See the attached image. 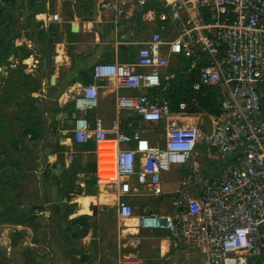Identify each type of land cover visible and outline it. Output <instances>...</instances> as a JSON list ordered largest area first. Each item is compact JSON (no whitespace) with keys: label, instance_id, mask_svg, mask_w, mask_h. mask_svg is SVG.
Wrapping results in <instances>:
<instances>
[{"label":"built area","instance_id":"1","mask_svg":"<svg viewBox=\"0 0 264 264\" xmlns=\"http://www.w3.org/2000/svg\"><path fill=\"white\" fill-rule=\"evenodd\" d=\"M99 10L115 21L131 12L157 23L135 62L99 63L93 79L134 92L117 98L118 113L165 124L161 141L130 136L120 120L112 128L92 122L96 85L81 86L72 98L73 138L95 144V178L116 192L119 220L135 218V197L167 198L172 212L144 211L136 218L140 233H165L177 245L184 230L205 245L208 264H256L264 258V0H102ZM174 56L202 62L193 89L219 91V116L190 113L197 99L173 110L162 92ZM201 147L226 163L221 173L205 175ZM176 173L182 177L170 189L166 176Z\"/></svg>","mask_w":264,"mask_h":264},{"label":"rangeland","instance_id":"2","mask_svg":"<svg viewBox=\"0 0 264 264\" xmlns=\"http://www.w3.org/2000/svg\"><path fill=\"white\" fill-rule=\"evenodd\" d=\"M16 1L14 10L6 11L0 15V125L3 128L0 129V264H26L28 260V252L25 251V248L28 247L25 242L28 241L29 232L21 230L13 233L14 230L6 231L4 226L30 224L34 231L39 228L43 229L41 228L43 220L38 223L39 225L36 221L45 219V216L37 217L35 212L36 210L40 213L41 210L47 211L45 203L49 202L57 212L59 211L57 226L63 232L67 228V224H71L68 215L78 209L76 199H78L77 195L81 193V197L87 195L98 197L102 193L109 194L110 202L106 205H94L92 201L93 205L90 207L84 199V205L88 210L82 214L90 215L91 224L97 228V235L100 234L99 231L107 230L108 233L103 234L105 239L110 242L114 241L115 247L121 248L123 255L136 257V262L128 264H208L205 245L199 241L198 237L193 234L188 235L184 230H182L184 236L180 237L177 247L173 240L171 243L163 241L169 239L165 233H140L137 229L138 225L132 227V232H130V228L126 225L128 221L121 222L118 218L117 195L110 187L87 188L84 186L81 188L77 179L59 181L53 172L50 175H42L40 182L37 178L26 177L23 173V160L36 153L44 154L49 144L48 139L32 142L29 137H25V133L33 124L44 136H50L51 131L57 129L52 115L56 111L54 108L57 103H50L46 98L58 99L60 97V93L54 91L55 89L51 88L50 83V77L55 74L57 68L55 59L56 61L60 60L61 50L57 52L58 43H67V53L72 59L80 55L82 52L80 46L82 45L88 47H84L85 54L80 56L91 57L98 52V49L93 45L95 42L93 34H85L81 35L79 39H72L71 26L66 22L73 19L76 14H83L86 19L94 18L100 22L98 27L96 26V32L100 35L101 42L105 44L101 46L106 48L112 42L118 43L119 46L137 42L135 47L130 46L133 50V58L137 50L150 39L156 27L150 23L140 22L135 26L134 35L128 34L126 37L117 35L113 19L104 18L99 10L102 0ZM55 14L60 15L61 22L46 26L45 20H49L48 16ZM102 22L109 23L104 25ZM104 27L107 29L101 31V28ZM43 36H45V40L42 39ZM172 38H174L173 35ZM79 43L82 45H78ZM6 52L11 53V57L8 59L5 56ZM198 61V58H193L190 61L185 57L171 60L166 74L169 79L164 80V84L168 85L170 80L190 74ZM87 64L86 72L94 70L97 65L91 62ZM46 86L52 90L49 95L45 93ZM124 94L127 95L129 92H124ZM116 117V113L109 117L112 120L108 125L110 128L113 127ZM94 118L96 117L93 115L92 119ZM127 123V120L121 122L122 130L131 134L138 132L152 143L161 141L164 134L165 124H160L159 127L143 126L141 128L137 123H134L132 127ZM63 138L64 142L61 143L62 146L59 150L55 141L51 143L53 148L58 150L55 152L60 153V160L63 161L66 158V152L72 153L76 160L75 169L82 168L80 169L82 172L94 173L92 167L96 165V156L83 152V147L75 142L71 132ZM198 160L206 176L221 173L226 165L215 151L208 152L204 147L199 148ZM86 162L88 164H85ZM77 175L74 173L75 177ZM181 177L180 174L177 177L172 174L167 175V186L170 189L175 188ZM78 202L81 207H84L81 199H78ZM133 209L135 219L144 211L151 214L162 212L170 214L172 212L171 201L167 198L135 197L133 198ZM6 210H9V216L4 219L3 215L7 212ZM63 215L65 219L61 220L60 217ZM69 239V241H73V238ZM139 239H143V241L138 243ZM33 241L39 243L40 239L34 237ZM12 244L13 250L9 247ZM259 261L263 262L264 258L255 259L256 263ZM28 264L31 262L29 261Z\"/></svg>","mask_w":264,"mask_h":264},{"label":"crops","instance_id":"3","mask_svg":"<svg viewBox=\"0 0 264 264\" xmlns=\"http://www.w3.org/2000/svg\"><path fill=\"white\" fill-rule=\"evenodd\" d=\"M91 12V11H90ZM104 18H112L114 27H115V33L117 35H121L122 37H126L129 35H134L135 26L137 23H150L154 27H156L157 30V23L152 21L148 16L146 15L143 17L139 14L129 13V15L125 18L119 19L118 21H115L114 17L111 16L108 13H102ZM49 20H45L46 26L50 24H58L56 22H52V16ZM68 25L71 26V33L72 35H75V38H80L81 35L85 34H93L95 38L94 46L98 49V52H96L93 56H80L82 54H85V48L88 47L85 45H82L79 43L80 46V55L75 56L74 59H72L68 53H67V43H58L57 45V52L61 50L59 61H56L55 64L57 65V68L55 70V74L50 77V83L51 88L55 89L54 91L60 93V97L58 99H49L50 103H57L55 104V112L52 113L53 120L55 121L57 125L56 130H52L49 135H45L42 141L48 139V145L47 148L44 151V154L36 153L34 156H31L28 159L23 160V168H24V174L26 177H33L37 178L38 181H42V175H50L51 172L54 173V176L57 180L62 181L64 179H68V176L64 177V174L67 170H71V168L76 164L75 156L72 153L66 152L65 156L66 158L63 159V161L60 160L58 152L60 147L62 146L61 143L64 142L65 135L72 133L73 127H74V118L77 115L76 112L73 113L72 117H70L71 111H68L67 106L70 104H73L72 98L74 95L77 94L79 89L82 87H86L88 85L84 84V80L87 79V75L85 74L87 70V63L91 62L94 64L99 63H120V64H130L132 63L131 59L137 60V54L139 49L136 52V55L133 58V50L130 46H136L137 42L128 43L124 46H119L118 43H109L108 47L103 48L101 45H105L101 42L100 35L98 32H96L97 25L100 24V22L93 19H86L85 16L76 14L73 19H70L66 22ZM109 22H102V24L107 25ZM45 26V27H46ZM97 26V27H96ZM122 26V27H121ZM124 26V27H123ZM49 28V27H48ZM107 29V27L101 28L102 30ZM155 30V31H156ZM49 33V32H48ZM71 35V38L73 36ZM152 35V34H151ZM151 37V36H150ZM64 53V54H63ZM57 58V57H56ZM180 58L173 57L171 60H178ZM134 61V62H135ZM199 63V62H198ZM92 73V72H91ZM93 75V73L91 74ZM55 77L56 81L55 84H52V78ZM94 80V79H93ZM98 86L99 90V104L98 108L91 112L90 119L91 121H95L97 118H100L104 121L105 127L110 128L108 125L111 124V121L109 117H111L112 114L117 115L115 121L120 120L121 122L123 120H127L129 123V126L132 127L134 123H137L141 128L143 126H150L145 124L139 117L124 113L119 114L117 110V98L121 95H126L124 92H129L127 95H133L134 92L127 91V90H121L117 89L113 86H111L107 82H99L94 84ZM52 90H50L46 86L45 93L47 95L50 94ZM74 106V104H73ZM95 116L96 118L92 119V116ZM127 123V124H128ZM67 125V128H66ZM71 127V128H70ZM125 131V130H124ZM127 132V131H125ZM138 133V132H135ZM50 138V139H49ZM52 141L56 142L57 149L54 147ZM90 154V153H88ZM93 154V153H92ZM91 155V154H90ZM95 155V154H94ZM62 166V172L61 175L57 176L58 171V165ZM85 164H88L87 162ZM95 167V166H93ZM80 169H75L72 171V175L78 174L77 177H72L73 179L69 180H75L77 179L79 182V185L81 188L84 186H87V181H90L91 178H95V174L91 173L90 171L85 173L84 171H80ZM85 169V166H84ZM77 170H79L77 173ZM76 171V172H75ZM179 174V173H178ZM178 174H172L174 177H177ZM181 175V174H180ZM96 179V178H95ZM103 186H99L96 181V185L92 188H99ZM88 188V186H87ZM84 194V193H83ZM78 199H81L82 202L84 199H91L93 201L94 205H106L109 201V194L102 193L98 197L87 195L85 197H81L82 195H77ZM113 200L114 196L112 195ZM78 199H76V203L78 205L77 211L74 213H71L68 215V220L71 222V224H67V228L62 231L59 230L57 226V219H59L58 213L53 207L52 203H45V206L47 207V211L39 212L38 216H45V219H40L36 221L37 225L38 223L43 220V223H41L43 229H36L35 231L31 228V225L24 224V225H10V226H4L6 231H12L13 233L16 231L20 232L21 230H25V232H29L28 241L25 242L26 247L25 248L28 252L27 254V261L26 264L30 261L31 264H128L129 262H136V257L131 256H125L121 252V248H116L114 245V241L110 242V240L105 239V235L108 233V231H99L100 234L97 235V228L96 226L92 225V221L90 215L82 214L83 212H87L88 208L84 205V207H81ZM39 200V199H37ZM36 200V201H37ZM112 200V201H113ZM111 201V202H112ZM27 205V204H26ZM34 205V204H33ZM32 205V206H33ZM35 207V206H33ZM8 211V210H6ZM84 215V216H80ZM9 216L6 213L3 215L4 219ZM88 217V226H89V232L85 237H80L83 229H84V222L79 221V219ZM61 220L65 219V216L60 217ZM126 224L128 228H130V232H132V227H136L138 225V222L136 219H132L127 222ZM47 230H45V228ZM65 227V226H64ZM17 232V233H18ZM124 232V231H123ZM126 232V231H125ZM37 237L40 239L39 243H34L33 238ZM73 238V241H69V238ZM124 238V236H123ZM163 241H169L171 243V239L163 240ZM162 241V242H163ZM161 242V243H162ZM176 245V243H175ZM121 246V245H120ZM10 248L13 250V244L9 245ZM122 247V246H121ZM171 247V244H170ZM169 247V249H170ZM177 247V245H176ZM162 250V249H161Z\"/></svg>","mask_w":264,"mask_h":264},{"label":"trees","instance_id":"4","mask_svg":"<svg viewBox=\"0 0 264 264\" xmlns=\"http://www.w3.org/2000/svg\"><path fill=\"white\" fill-rule=\"evenodd\" d=\"M16 4L17 1L16 0H0V15L4 14V12L6 11H11L14 10L16 8ZM73 38H75V35H72ZM43 40H45V36L42 37ZM5 56L8 58L11 57V53L10 52H6ZM192 59H190L191 61ZM132 63L135 61L133 59H131ZM1 63V62H0ZM202 62H199L197 64V66L191 70V73L188 75H182L179 76L177 78H175L174 80H170L168 85H163V87L166 89L165 91H163L162 93H166L169 95L170 100L172 102V108L174 111L178 112L180 110V105L182 104H188L191 102L192 99H197V106L196 105H190L189 111L190 113H206L212 117H217L221 114V108H220V102H219V97H220V93L219 91L215 90V89H209V88H202L200 91L196 92L194 91V86L198 83V72L199 69L202 66ZM93 69L90 71L85 72V74L87 75V79L84 80V84L85 85H93L94 84V80H93V75L90 76V74L93 73ZM92 72V73H91ZM68 111H71L70 113V117H72L73 113H75V109L73 104H69L67 106ZM0 129H3L0 125ZM127 134H129L130 136H133V134L126 132ZM25 137H29L30 141L32 142H36L39 140H42L44 138V135L42 134V132L36 128V125L33 124L30 129L28 130V132L25 133ZM83 148V152L85 153H90V154H94L95 151V144L90 143L87 145H80ZM18 149V148H16ZM75 165L71 168V170H67L64 174L65 176H68V179H73L72 177H74L72 175V171L75 170ZM17 167V166H16ZM97 170V166L95 165V167H92V171L96 172ZM79 170H77V173ZM17 173V172H16ZM96 185V179L95 178H91L90 181H87V186L89 188H92ZM81 193V192H79ZM78 193V194H79ZM82 194V193H81ZM80 194V195H81ZM96 210L94 209V212ZM9 213V210L6 212V215ZM88 217H84L79 219V221H83L84 222V229L83 232L81 234L80 237H85L88 232H89V226L87 224L88 222ZM161 233V232H160ZM256 264H263L262 261H259Z\"/></svg>","mask_w":264,"mask_h":264},{"label":"water","instance_id":"5","mask_svg":"<svg viewBox=\"0 0 264 264\" xmlns=\"http://www.w3.org/2000/svg\"><path fill=\"white\" fill-rule=\"evenodd\" d=\"M55 81H56V78L53 77V78H52V84H55ZM140 119L142 120L143 117L140 116ZM61 172H62V166L59 164V165H58V171H57V176H58V177L61 175Z\"/></svg>","mask_w":264,"mask_h":264},{"label":"bare ground","instance_id":"6","mask_svg":"<svg viewBox=\"0 0 264 264\" xmlns=\"http://www.w3.org/2000/svg\"><path fill=\"white\" fill-rule=\"evenodd\" d=\"M63 54H64V53H63ZM101 186H103V185H101ZM105 187H106V186H105ZM85 200H86V204L89 205L90 207L93 205L91 199L88 198V199H85ZM133 219H135V218H133ZM136 220H137V219H136ZM137 222H138V221H137Z\"/></svg>","mask_w":264,"mask_h":264}]
</instances>
